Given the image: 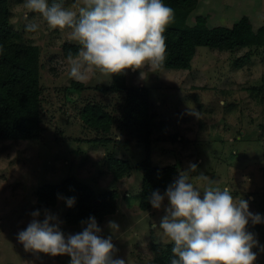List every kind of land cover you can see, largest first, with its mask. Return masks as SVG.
Listing matches in <instances>:
<instances>
[{
    "label": "rangeland",
    "instance_id": "rangeland-1",
    "mask_svg": "<svg viewBox=\"0 0 264 264\" xmlns=\"http://www.w3.org/2000/svg\"><path fill=\"white\" fill-rule=\"evenodd\" d=\"M63 3L71 7L74 0ZM9 5L12 41L40 50L45 116L40 140L0 141V264H70L67 255L26 252L17 240L18 232L27 227L33 218L31 213L37 210L38 188L60 184L67 177L88 185L96 194L118 191L116 213L103 221L96 219L102 229L100 235L111 236L118 249L114 257L124 258L126 264H163L160 258L171 243L155 242L152 225H159L170 202L165 199L160 209L149 212L139 208L143 176L135 167L145 157L142 139L134 136L125 140L128 145L109 142L103 147L93 141L102 136L84 127L77 114L82 105L98 102L120 116L121 95L102 92L103 86L111 84L112 76L94 71L84 82L93 88L91 92L70 95L62 91L75 81L68 74L67 59L61 50L64 43L76 44L69 39V30L50 29L38 13L23 7V0H9ZM207 14L212 25L231 27L247 16L254 29H264V0H197L188 24L192 25L196 16ZM25 15L40 25L37 32L25 31ZM245 54L249 59H243ZM125 73L127 85L142 83L150 90L155 125L153 165H176L180 174L189 172V165L195 163L197 170L189 172L195 187L203 191L208 186V182L198 179L203 173L212 186L221 190L228 187L235 200H246L249 211L261 216V223L250 221L247 231L258 240V246L252 249L257 253L255 264H264V46L233 51L200 46L189 70L145 67L126 69ZM97 86H101L99 90ZM194 113L199 114L198 118ZM119 133L114 128L110 137ZM108 153L127 160L131 173L113 180L106 169ZM67 210L64 197L48 209L62 222L65 236L79 233L86 226L65 225ZM109 221L116 222L119 231H112Z\"/></svg>",
    "mask_w": 264,
    "mask_h": 264
},
{
    "label": "clouds",
    "instance_id": "clouds-1",
    "mask_svg": "<svg viewBox=\"0 0 264 264\" xmlns=\"http://www.w3.org/2000/svg\"><path fill=\"white\" fill-rule=\"evenodd\" d=\"M23 7L38 13L50 29L69 30V39L79 49L67 55L68 74L79 83L94 71L112 76L126 69L164 66V33L175 14L163 0H74L67 8L63 0H23ZM25 20L26 32L38 31L39 24L27 15ZM196 170L197 165L191 163L189 172ZM189 172L181 171L163 194L155 190L148 197L154 209H160L165 199L170 202L159 225H152L155 242L172 244L170 264H255L257 253L252 249L258 240L247 225L261 223V216L249 211L246 200H235L228 187L212 186L203 173L198 179L208 186L201 191L190 182ZM66 203L72 207L75 198H66ZM31 215L27 227L17 234L26 252L67 255L70 264H126L124 258L114 257L118 249L111 236L100 235L102 229L94 216L81 222L86 225L81 232L65 236L62 222L48 210L42 220L40 210ZM108 227L119 231L114 221Z\"/></svg>",
    "mask_w": 264,
    "mask_h": 264
},
{
    "label": "trees",
    "instance_id": "trees-1",
    "mask_svg": "<svg viewBox=\"0 0 264 264\" xmlns=\"http://www.w3.org/2000/svg\"><path fill=\"white\" fill-rule=\"evenodd\" d=\"M197 0H163V3L174 10V20L166 32V60L161 69L189 70L196 54L197 47L205 46L217 51H233L242 48H260L264 46V29H254L247 16H242L231 27L212 25L209 15H198L193 24L188 18L196 8ZM52 2V0H49ZM11 26L9 0H0V141L6 140H40L43 134L42 124L44 93L42 63L37 46L23 42H14ZM79 46L64 43L61 47L65 58L69 52L75 55ZM243 59H249L245 54ZM101 86L95 87L99 90ZM58 91L57 87L54 88ZM93 88L84 83L73 81L61 90L70 95L91 92ZM59 90V91H61ZM102 92L120 94V116H115L108 106L98 102H88L80 107L77 114L84 127L99 133L93 139L106 147L109 142L115 146H125V140L134 136L142 139L145 157L135 169L142 173V187L139 208L144 212L152 210L148 197L155 190L163 194L168 185L179 176L176 165L154 166L151 160L152 134L155 128L150 112L149 93L145 85H127L126 73L112 75L111 84L103 86ZM52 93V92H51ZM72 93V94H71ZM68 94V95H69ZM118 128V136H112V130ZM178 136H174V138ZM121 144V145H120ZM106 169L112 179L119 181L128 176L132 167L125 159L106 154ZM75 198L72 207H68L65 225L82 226L90 216L103 221L116 213L119 193L117 190L96 194L88 185L67 177L57 185H42L37 191V210L43 216L44 210L54 207L59 198ZM264 223V222H263ZM264 229V224H263ZM172 244H167L161 256L163 264H170Z\"/></svg>",
    "mask_w": 264,
    "mask_h": 264
},
{
    "label": "crops",
    "instance_id": "crops-1",
    "mask_svg": "<svg viewBox=\"0 0 264 264\" xmlns=\"http://www.w3.org/2000/svg\"><path fill=\"white\" fill-rule=\"evenodd\" d=\"M140 85V84H139ZM141 85H143L142 83H141Z\"/></svg>",
    "mask_w": 264,
    "mask_h": 264
}]
</instances>
